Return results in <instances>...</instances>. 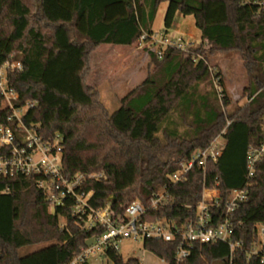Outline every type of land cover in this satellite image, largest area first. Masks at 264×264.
I'll list each match as a JSON object with an SVG mask.
<instances>
[{
    "label": "trees",
    "instance_id": "1",
    "mask_svg": "<svg viewBox=\"0 0 264 264\" xmlns=\"http://www.w3.org/2000/svg\"><path fill=\"white\" fill-rule=\"evenodd\" d=\"M167 2L163 30L177 13L193 16L201 41L189 53H150L153 72L109 112L99 92L86 84L90 55L103 45L129 47L153 32L159 6ZM262 0H0V65L19 61L8 74L19 98L14 107L29 108L22 120L43 139L61 137L63 171L87 179L81 192H92L89 205H107L122 220L126 208L140 201L145 221L166 219L181 227L194 219L206 190L219 193L210 206L211 224L228 218L231 252L226 242L194 243L176 262L177 242L145 239L143 247L166 264H264V248L253 253L257 225H264V155L248 177L250 148L264 144V7ZM237 52L248 75L244 106L233 104L210 56ZM202 59L195 62L193 55ZM214 81L217 82L216 87ZM204 84L209 90L203 91ZM12 110L0 96V125ZM14 129L15 123L11 125ZM224 134L222 135V132ZM222 136L225 145L216 162L196 164L180 182L170 177L196 150ZM42 176L0 177V264H67L103 227L84 228L73 215V198L50 210ZM165 190L168 204L152 209L150 200ZM235 190L247 200L228 213ZM209 194H214L209 193ZM60 219L65 223L60 224ZM42 246L21 254L22 249ZM112 264H141L110 249ZM83 264H90L85 262Z\"/></svg>",
    "mask_w": 264,
    "mask_h": 264
},
{
    "label": "built area",
    "instance_id": "2",
    "mask_svg": "<svg viewBox=\"0 0 264 264\" xmlns=\"http://www.w3.org/2000/svg\"><path fill=\"white\" fill-rule=\"evenodd\" d=\"M261 5L264 7V0H262ZM139 40L140 46L144 50L155 54L159 59L168 49L189 53L195 47V43L188 42L183 37H171L164 31L144 33ZM200 59H202L200 55H193L195 62ZM21 69L22 64L19 61L8 60L0 65V96L12 110V114L7 119V124L0 125V177L42 176L43 179L39 181V185L47 193L51 212H54L56 206L61 205L65 198L70 197L74 199L72 213L84 221L85 229L104 228V232L91 237L93 241L89 247L85 245L81 248L80 252L67 264H83L96 256L103 258L110 249L119 251L120 242L127 239L177 242L176 262H180L189 256L194 243L226 242L229 244L232 253L242 248L243 243L241 241L234 242L232 240L233 228L228 218L223 222L211 224L213 216L210 213V206H216L219 196V193H214L215 195L209 198V191L212 190L205 191L196 217L181 227L177 226L174 221L166 219L145 221L143 217L146 214V209L138 200L126 208L122 220L113 217L109 205L101 210L93 209L89 205L93 193L79 190L87 179L99 180L103 178V174L88 176L77 174L71 178L68 177L63 171L61 137L56 135L52 139H43L34 129L24 125L22 117L26 114L29 105L22 108L14 107V102L18 101L19 96L9 86L8 80L10 72ZM214 83L217 84L216 81ZM217 88L219 87L217 86ZM13 123L16 125L14 129L11 127ZM216 140L208 148L196 150L191 159L170 179L173 182H180L186 178L188 172L196 164L203 167L208 161L216 162L224 148V146H218ZM263 155L264 144L259 148H250L247 151L248 177H253L255 165ZM246 200V191H233L228 202V213ZM167 204L168 196L164 189L154 194L150 200L152 209ZM256 228L257 235L264 237V225H257ZM252 252L256 253L257 251ZM162 262L166 264L163 260Z\"/></svg>",
    "mask_w": 264,
    "mask_h": 264
},
{
    "label": "rangeland",
    "instance_id": "3",
    "mask_svg": "<svg viewBox=\"0 0 264 264\" xmlns=\"http://www.w3.org/2000/svg\"><path fill=\"white\" fill-rule=\"evenodd\" d=\"M168 7L167 2L161 3L153 24V31L162 32L163 22ZM171 37H183L188 42L200 44L201 34L195 25L193 16H183L177 13L173 26L168 31ZM140 40L129 47L103 45L90 55V72L86 76V84L95 88L100 94V100L109 112L120 107V100L132 89L139 86L153 72L154 64L150 53L140 46ZM209 66L212 72L219 71L223 83L233 104L244 106L247 97L243 96L248 85V75L241 56L237 52H216L210 56ZM217 87V86H216ZM204 84L203 91L209 90ZM219 89V88H218ZM220 91V89H219ZM218 146H224L222 136L217 138ZM60 224L65 220L60 219ZM42 244L20 251L21 254L34 251ZM264 247V237L258 236L253 246L254 252ZM119 253L124 259L137 258L141 264H162L160 259L143 247V240L127 239L119 244ZM90 264H110L98 256L90 259Z\"/></svg>",
    "mask_w": 264,
    "mask_h": 264
},
{
    "label": "crops",
    "instance_id": "4",
    "mask_svg": "<svg viewBox=\"0 0 264 264\" xmlns=\"http://www.w3.org/2000/svg\"><path fill=\"white\" fill-rule=\"evenodd\" d=\"M200 41H201V39H200ZM208 192V191H207ZM210 193H215V194H217L218 192L216 191V190H212V191H209ZM215 194H208V197L210 198V197H212L213 195H215ZM107 261V260H106ZM109 262V261H108ZM160 262L163 264V262H162V260H160ZM110 264H112L111 262H109Z\"/></svg>",
    "mask_w": 264,
    "mask_h": 264
},
{
    "label": "water",
    "instance_id": "5",
    "mask_svg": "<svg viewBox=\"0 0 264 264\" xmlns=\"http://www.w3.org/2000/svg\"><path fill=\"white\" fill-rule=\"evenodd\" d=\"M92 241H93V239L91 238V239H89L88 241H86V246L87 247H89L91 244H92Z\"/></svg>",
    "mask_w": 264,
    "mask_h": 264
}]
</instances>
